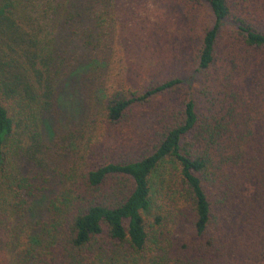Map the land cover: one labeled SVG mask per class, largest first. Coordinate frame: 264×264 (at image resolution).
<instances>
[{
    "label": "trees",
    "instance_id": "obj_1",
    "mask_svg": "<svg viewBox=\"0 0 264 264\" xmlns=\"http://www.w3.org/2000/svg\"><path fill=\"white\" fill-rule=\"evenodd\" d=\"M206 2L204 105L117 159L106 127L181 82L110 84L125 0H0V264H264V0Z\"/></svg>",
    "mask_w": 264,
    "mask_h": 264
},
{
    "label": "rangeland",
    "instance_id": "obj_2",
    "mask_svg": "<svg viewBox=\"0 0 264 264\" xmlns=\"http://www.w3.org/2000/svg\"><path fill=\"white\" fill-rule=\"evenodd\" d=\"M123 9L115 47L118 63L110 84L118 81L131 92L170 78L181 82L178 89L134 106L129 120L106 127L102 144L111 147L107 153L117 159L142 156L154 149L151 128L160 115L180 111L188 98L198 107L204 105L197 54L205 29L215 21L206 0H125ZM37 28L36 24L31 27ZM229 33L221 38L224 45ZM48 151L55 156L56 150Z\"/></svg>",
    "mask_w": 264,
    "mask_h": 264
}]
</instances>
